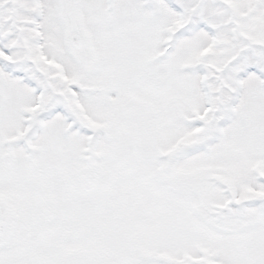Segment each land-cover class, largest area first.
<instances>
[{"label":"snow or ice","instance_id":"obj_1","mask_svg":"<svg viewBox=\"0 0 264 264\" xmlns=\"http://www.w3.org/2000/svg\"><path fill=\"white\" fill-rule=\"evenodd\" d=\"M0 264H264V0H0Z\"/></svg>","mask_w":264,"mask_h":264}]
</instances>
